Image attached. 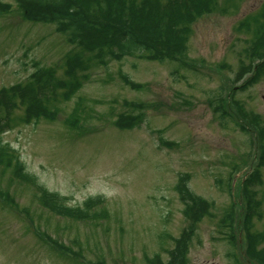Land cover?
<instances>
[{
    "label": "rangeland",
    "instance_id": "374dc122",
    "mask_svg": "<svg viewBox=\"0 0 264 264\" xmlns=\"http://www.w3.org/2000/svg\"><path fill=\"white\" fill-rule=\"evenodd\" d=\"M0 4V90L33 84L42 69L55 93L45 103L56 109L25 122L15 99L3 143L68 205L101 198L85 219L63 217L41 204L36 184L0 165V191L14 201L0 200V264L167 260L190 220L176 190L181 174L210 206L196 223L188 264H263L248 243L249 234L260 235L255 251H264V45L253 49L264 0H212L190 24L185 65L134 55L105 65L53 25L27 20L17 0ZM77 55L83 67L71 73ZM124 113L142 121L120 129L115 120ZM256 169L248 219L243 185ZM45 235L76 259L54 251Z\"/></svg>",
    "mask_w": 264,
    "mask_h": 264
},
{
    "label": "trees",
    "instance_id": "16d2710c",
    "mask_svg": "<svg viewBox=\"0 0 264 264\" xmlns=\"http://www.w3.org/2000/svg\"><path fill=\"white\" fill-rule=\"evenodd\" d=\"M211 2L212 0H17L27 20L53 25L70 45L91 52L105 65L110 60L121 61L132 55L159 62L177 61L185 65L188 59L187 40L191 33L190 24L196 17L210 10ZM0 7L5 8L6 5L0 4ZM261 45H264V28L260 29L253 49H258ZM258 50L261 51V48ZM73 61L72 59L69 61L71 73L76 67H83L80 55L75 56ZM263 66L264 62L261 66L258 65V70ZM52 78V73L37 68L32 77L33 84L17 83L0 90V136L11 127L9 111L15 105V99L25 105V122H35L41 117L49 119L56 114V109H49L45 103L55 94L54 91L51 95L47 92L53 90ZM131 85L133 86L134 83ZM222 108L223 106H218L220 111H223ZM141 116L142 114H120L115 120L116 125L123 130L134 128L142 121ZM70 123L74 127L77 126L75 119ZM261 157V162H264V154ZM0 165L3 169L11 168L14 177L36 184L39 190L38 200L41 204L63 217L85 219L89 216V210L101 201L100 197L90 198L85 201L83 207L68 205L64 196L50 192L42 184L37 183L36 178L26 170L15 150L9 144L3 143L1 137ZM258 174L259 171L256 169L254 174L246 178L243 185V188L249 191L248 219L253 214L251 203H254L250 199L252 192L249 187L256 183L255 178ZM176 183L180 200L185 204L184 214L190 217V220L179 237L175 238L173 248L168 250V259L161 260L156 257L151 264H188V246L197 228L196 223L209 211L208 201L191 192L186 174H181ZM0 200L7 204L9 201L14 202L10 195L3 194L2 191H0ZM43 237L41 236L42 240ZM259 237L260 235L249 234L248 254L257 253L259 261L264 264V251H255V242ZM44 240L54 251L76 259L77 252L72 251L68 246L49 236Z\"/></svg>",
    "mask_w": 264,
    "mask_h": 264
}]
</instances>
